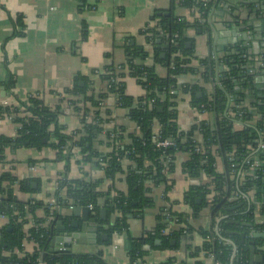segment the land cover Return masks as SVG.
I'll list each match as a JSON object with an SVG mask.
<instances>
[{"label": "trees", "instance_id": "obj_1", "mask_svg": "<svg viewBox=\"0 0 264 264\" xmlns=\"http://www.w3.org/2000/svg\"><path fill=\"white\" fill-rule=\"evenodd\" d=\"M220 1L172 0V8L167 11H157L152 18L154 25L146 27L141 32L147 45L153 49L154 63L168 69L167 77H159L155 72V66L149 67L146 64L150 54L146 46L138 45L126 48L127 62L120 69L109 67L101 74V79L107 84V90L104 93L89 92L88 87L82 88L76 84L68 93L82 97V102L85 103L82 106L80 100L70 101L72 112L81 118V129L70 134L66 133V127L59 123V116L63 113L62 106L52 108L40 96L30 97L20 108H11V113L15 114V122L22 123L23 126L14 137H0V161L5 160L6 149L51 147L57 151L58 160L67 161L66 170L69 171L72 151L77 148L83 155L81 163L104 168L107 177L123 173V162L126 160L130 162L131 166L128 168L126 177L128 193L108 198L103 206L100 204V199L104 194L98 191V184L84 180L61 179L56 193L62 208L70 205L82 207L92 205L96 212L94 218L99 217L102 208L106 209L108 218H114V220L112 225L110 224L103 232L111 236L114 233H123L128 228V217H138L146 209L154 206L153 200L147 197L150 186L159 187L165 183L164 170L168 169L169 173H174L179 165V156L186 153L189 158L180 165L182 173L192 180H197L202 175L212 179L216 193L213 200L209 202L208 196L212 192L209 189L210 184L191 185L185 197V203L192 209L190 217L197 219L209 205L213 223L217 217L227 216L221 223L222 236L231 239L243 252L242 260L235 261V264H247L249 248L247 243L243 244L242 234L249 230L246 224L254 223V209L246 212L244 206L232 210L237 205L230 204L228 197L237 189L236 180H231L230 176H236V166L242 167L250 150L255 148L258 131L264 132V90L261 92L257 90V78L262 72L264 73V54L257 57L250 48L245 46L226 48L222 61L227 71L221 74L219 79L221 87L215 86L212 95H207L206 89L197 85L181 86L179 83L183 75L198 72L192 66L195 40L188 35L189 30L193 29L196 32L201 30L204 33L209 31L210 15L212 13L214 15L217 11L227 12L226 5L229 3L233 5L230 7L232 9L241 5L248 6L252 11H256L257 15H264L262 9L264 0H259L258 3H253L252 0H222V7H220ZM177 6L193 11L195 15L193 22L176 15L175 7ZM200 19H204V22H200ZM201 64L205 68L202 73L204 81L208 83L211 78L214 80L215 60L204 59L201 60ZM127 76L135 78L145 90L143 97L136 99L126 94L125 78ZM180 91L190 95L192 106L198 109L205 106L216 114V122L213 126H202L201 138L197 136L198 127L193 126L189 131H182L179 127L177 108ZM248 94H252L254 98L251 104L246 101ZM259 94L261 98L258 97ZM109 98H116L119 107L127 110L128 117L137 130L135 133H128L124 127H119L113 132L114 136L107 134L111 151L101 154L94 149L93 144L104 131V125L107 122L105 116L111 115L110 112L103 113L102 110L103 104ZM229 99L233 102L232 117L225 116ZM152 100L153 103H151ZM88 104L90 107L87 106ZM254 109L257 110L255 125L243 130L236 129L234 120L245 124L254 121L252 113ZM6 112L10 113V110ZM21 113L24 114L23 118L19 116ZM154 138L159 141L172 140L177 144V148L158 147ZM194 139L204 146L203 154L194 152L195 146L191 142ZM69 141L72 142L73 148L66 156L63 152ZM212 147H216V152L213 153ZM230 155H234L235 167H232L229 162ZM218 157L225 163V173H220L216 169ZM244 169L248 167L244 166ZM16 182L17 179L10 173L0 177V216L9 219L8 225L0 229V264H37L40 259L39 251L28 253L23 258H20L16 251L23 249L25 240L35 241L48 251L51 232L41 227L40 224L44 222V219L34 218L35 226L26 228L30 222L28 216L34 217L38 209H46L47 205L39 201L34 204L19 201L12 189ZM19 184L23 191L34 192L30 181L23 180ZM63 188L66 190L64 196L61 195ZM238 189L243 193H255L256 200L261 201L260 213L264 215L262 172L256 171L253 177L246 176L238 184ZM198 199H201V203H198ZM46 212L49 213L47 210ZM187 219L189 216L184 215L178 222H174L168 220L166 212H163L159 218L158 227L152 233L144 239L134 240L131 243L130 264L146 263L145 258L152 250H177L183 243H187L191 258H197L200 251L204 250L215 254L222 264H230L232 246L215 238L210 231L200 229L205 242L201 248L192 246L194 230L190 228ZM64 220L69 222L71 219L67 217ZM167 225H173L170 235L162 234V230ZM208 237L211 238L210 242L206 241ZM98 240L103 243L101 236ZM159 240L161 245L157 244ZM172 241H176V246H171ZM44 262L45 264H108L103 259L102 251L94 255L46 253ZM161 264L189 263L178 261L173 257Z\"/></svg>", "mask_w": 264, "mask_h": 264}, {"label": "crops", "instance_id": "obj_2", "mask_svg": "<svg viewBox=\"0 0 264 264\" xmlns=\"http://www.w3.org/2000/svg\"><path fill=\"white\" fill-rule=\"evenodd\" d=\"M219 4L222 7L223 2ZM239 7L225 11L224 17L216 16L212 22L211 14L209 31L205 33L189 30L188 35L195 40L192 64L195 62L193 67L198 72L183 75L179 80L181 86L197 85L205 88L206 93H213L221 74L227 71L222 61L224 50L235 42H240L238 38L243 36L242 33L249 31L245 29V25L251 24V31L254 30L256 35H262L264 38V15L252 14V9L248 6ZM171 8L172 0H0V137L16 136L18 127L11 108H20L34 95L40 96L52 108L62 106L63 113L59 116V123L66 127V133L81 129V118L72 111L65 113L64 110L67 109L66 102L72 99L80 100L82 106L85 103L82 102V97L68 92L79 84L82 88L88 87L89 92L104 93L107 84L101 79V74L109 67L120 69L126 64L128 58L126 48L129 46H146L150 54L146 64L149 67L155 66V72L159 77H167L168 69L154 63L153 49L147 45L141 32L146 27L154 25L152 18L157 11H167ZM175 12L190 22L195 18L188 9L177 6ZM261 50L264 51V48ZM251 51L254 52V49L251 48ZM208 58L215 60L216 66L214 80L211 78L207 83L202 75L205 68L201 60ZM262 76L263 72L258 78ZM125 84L129 97L137 99L145 95V90L135 78L127 76ZM199 95L201 97V93ZM252 100L254 101L253 95L248 94L247 103L251 104ZM87 106L90 107L89 104ZM103 106V113L108 111L111 115L105 116L107 122L104 131L93 144L94 149L101 154L111 151L107 134L113 135L119 127H124L128 133H135L137 130L128 117L127 110L119 107L116 98H109ZM6 110H10V113ZM177 110L178 124L182 131H189L194 123L203 117L212 124L216 122L213 114L201 115L198 108L192 106L190 95L182 91L178 98ZM252 113L255 122L257 110H252ZM11 115H14V118ZM238 127L241 128L239 125ZM197 136L201 138L200 134ZM80 156H83L82 153L75 148L67 171V161L58 160L57 151L51 147L6 149L5 160L0 161V177L10 173L17 179L12 189L17 199L26 204L38 201L47 204L56 197L59 182L64 178L98 184V191L104 194L100 199L102 206L108 198L128 193L126 177L130 162L127 160L123 162V173L107 177L104 168L73 159ZM188 158V154H181L176 171L165 174L166 182L159 187L150 186L147 197L153 200L154 206L146 209L138 217H128V228L123 233H114L110 236L103 232L114 220L109 219L106 214L105 220L99 222L101 227L99 236L107 235V240L102 239L103 243L97 240L95 244L74 245L72 252L94 255L102 251L103 259L108 264H130L131 243L146 238L158 227L159 218L168 206L167 201L173 205L175 213L189 216V226L194 230L191 244L195 248L201 247L203 237L199 230L210 231L213 226L211 207L208 206L197 219H193L190 217L192 209L189 205L190 208L176 205L185 202L191 185H209L211 181L205 175L197 180L184 175L180 165ZM218 164L219 170L224 171L221 159ZM23 180L30 181L34 192L23 191L20 188L19 182ZM166 183L171 184L170 191L165 188ZM65 193L66 190L63 188L61 195L64 196ZM70 211L69 208H64L65 215ZM46 214V209L41 208L35 212L34 217L29 215L30 227L34 224V218L42 220ZM8 223L7 217L0 216V229ZM189 253L187 243H183L177 250H152L145 261L147 264H161L173 257L189 264L200 261L202 254L197 258H191Z\"/></svg>", "mask_w": 264, "mask_h": 264}, {"label": "built area", "instance_id": "obj_3", "mask_svg": "<svg viewBox=\"0 0 264 264\" xmlns=\"http://www.w3.org/2000/svg\"><path fill=\"white\" fill-rule=\"evenodd\" d=\"M220 3H222V0L220 1ZM193 13V11H192ZM194 14V13H193ZM197 17H200L199 15H197ZM200 22H204V19H200ZM162 34V33H161ZM218 86L221 87L220 83L217 84ZM207 95H212V93H207ZM31 97H39L38 95H34ZM28 101V100H27ZM151 103H153V100L151 101ZM67 105V109L64 110L65 113H68L70 111H72V107L70 105V101L66 102ZM227 111L225 113V116H231L232 117V111H231V107H233V102L231 99L228 100L227 103ZM22 107V106H21ZM201 115H211L213 114L214 117L216 118V114L209 110L206 109L205 106H201L200 109H198ZM14 118V115H11ZM20 117H24V114L21 113L19 114ZM11 119V117H10ZM235 123V128L238 130H243L246 127H253L255 125V122L252 121V123H241L237 120H234ZM18 130L22 128L23 124L21 123H16ZM214 124L211 123V121H209L208 119L204 120L200 119L198 120L196 123H194L193 126L198 127V134H202V126L203 127H208V126H213ZM241 126L240 127H238ZM114 136V135H112ZM154 142L157 143L158 147L161 148H177V144L172 141V140H163V141H159L157 138H154ZM192 145L195 146L194 148V152L196 154H203V152L205 151L204 146L201 145L200 142H198L197 139H194L191 141ZM73 145L72 142L69 141L63 154L68 156L69 152L72 151ZM212 151L213 153L216 152V147H212ZM73 159L75 161L77 160H81L83 159V156L80 157H73ZM221 158H217V163H216V169L218 170V172L220 173H225L226 172V167H225V163L224 164V171L219 170V164L218 162L220 161ZM72 160V159H71ZM222 160V159H221ZM73 161V160H72ZM223 161V160H222ZM74 162V161H73ZM229 162L231 164L232 167H235V158L234 155H230L229 156ZM244 166L248 167V169H244ZM237 168V172H235L236 176H230L231 180H236V184H237V189L236 191H232L231 195H229L228 197V202L232 205H239V204H243L242 207H246V212H250L251 209H254V223H252V227L249 228V230L245 233L247 235V240H254V235L255 234H264V215H262V213H260V205H261V201H257L256 200V196L255 193H243L238 189V184L246 177V176H254L256 174V171H260L262 172V174L264 175V132H260L258 131V139L256 140V146L255 148H252L250 150V154L244 159L243 161V166L240 167V165L236 166ZM168 173V169L164 170V174ZM259 177V176H258ZM257 178V177H256ZM211 183L209 185V189L212 191L211 194L208 196V201L211 202L213 200V197L216 195V193L214 192V184H213V180L210 179ZM165 188L168 189V191L171 190L172 186L170 183H166L165 184ZM166 196H168V194H166ZM264 200V197H263ZM47 207L46 210L49 212L48 214H46V216L44 217V222L41 223V227L45 228V229H49L50 225L55 221V214L56 212L60 209V205H59V201L58 198L55 197L51 200H49L47 202ZM167 207H166V218L168 220L174 221V222H178V220L180 219L181 215H178L177 213L174 212L173 210V205L167 201ZM210 206V205H209ZM89 209L92 212L93 217L96 215V212L94 211V207L92 205L88 206ZM211 207V206H210ZM241 207V208H242ZM184 218V217H183ZM182 218V219H183ZM227 218V216H219L214 220L213 226L210 229V233L213 234L215 236V238H217L218 240H220L221 242L232 246V253H231V258H230V264H235V261H239L242 260L243 258V252L238 248V246L231 240L228 238H225L224 236H222V226L221 223ZM188 221V219H187ZM185 226L187 225L186 222L184 223ZM35 226V223L30 227V225H27V229L33 228ZM171 233V227L170 225H167V227L162 230V234L164 235H170ZM214 238V239H215ZM207 242L211 241V238L208 237L206 238ZM255 241L257 242L258 247H262L264 246V240L262 239H255ZM205 242V240L203 239V243ZM203 246V244H202ZM201 246V247H202ZM200 247V248H201ZM34 251H39L40 252V259L38 261L37 264H45L44 262V255L43 253L45 252L43 249V246H41L40 244L36 243L35 241H28L25 240L24 244H23V249L21 251L17 250L16 254L20 257L23 258L25 256H27L28 253H32ZM199 254L201 255L200 258V262L201 264H222L220 260H218L215 256V254H213L212 252H208V251H200ZM248 260H249V254H248ZM141 264H147V263H141ZM248 264V261H247Z\"/></svg>", "mask_w": 264, "mask_h": 264}, {"label": "water", "instance_id": "obj_4", "mask_svg": "<svg viewBox=\"0 0 264 264\" xmlns=\"http://www.w3.org/2000/svg\"><path fill=\"white\" fill-rule=\"evenodd\" d=\"M253 3H258L259 0H252ZM227 6V10H232L233 5L229 3ZM240 7H236L239 9ZM264 10V6L262 8ZM252 14H257L256 11H252ZM216 16H225V11H217L211 15V22L215 20ZM256 16V15H255ZM228 27H230L228 25ZM245 29L249 31L243 32V36L238 38V41L235 42L232 46H245L247 48L254 49L253 54L259 56L260 54H264V51L261 48H264V38L262 35H256L254 30L251 31V24L247 23L245 25ZM240 31V28H238ZM198 33H202L201 30ZM250 37H249V36ZM239 43V44H238ZM190 47V46H189ZM264 75V73H263ZM257 86L258 91L264 90V76L257 79ZM258 97H262L261 94ZM35 186V184H34ZM198 203H201V199H198ZM243 204H239L232 210L240 209ZM69 208L71 211L68 212L66 215L64 214V208L60 207V209L55 214V221L50 225L49 230L51 232L50 237V246L48 251L44 248V253H73V246L74 245H85V244H95L98 240L100 234V225L99 222L105 220L107 210L101 209L99 219L94 218L92 216V212L89 207H82V206H73L70 205ZM74 218L71 219L69 222H66L64 218ZM234 224H239L238 222H233ZM247 227L251 228L252 224H246ZM102 239L107 240V235H102ZM243 244L247 243L249 248V260L248 264H264V246L258 247L257 242L255 239H262L264 240V234H255L254 240H247V235L245 233L242 234ZM158 245H161V241H157ZM171 246H176V241L171 242Z\"/></svg>", "mask_w": 264, "mask_h": 264}, {"label": "rangeland", "instance_id": "obj_5", "mask_svg": "<svg viewBox=\"0 0 264 264\" xmlns=\"http://www.w3.org/2000/svg\"><path fill=\"white\" fill-rule=\"evenodd\" d=\"M153 56V54H152ZM153 58V57H152ZM195 62H193L192 66H194ZM187 182V180L185 181ZM176 206H188V204H186L185 202H181L180 204H177ZM189 207V206H188ZM190 208V207H189Z\"/></svg>", "mask_w": 264, "mask_h": 264}]
</instances>
